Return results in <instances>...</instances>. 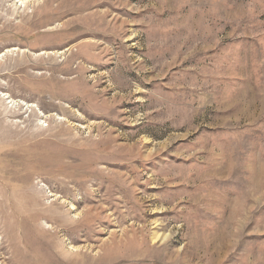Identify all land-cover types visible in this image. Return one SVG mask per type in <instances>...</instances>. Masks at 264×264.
Masks as SVG:
<instances>
[{"label":"rangeland","instance_id":"1","mask_svg":"<svg viewBox=\"0 0 264 264\" xmlns=\"http://www.w3.org/2000/svg\"><path fill=\"white\" fill-rule=\"evenodd\" d=\"M0 264H264V0H0Z\"/></svg>","mask_w":264,"mask_h":264},{"label":"bare ground","instance_id":"2","mask_svg":"<svg viewBox=\"0 0 264 264\" xmlns=\"http://www.w3.org/2000/svg\"><path fill=\"white\" fill-rule=\"evenodd\" d=\"M80 9V8H79ZM75 12H76V10H75Z\"/></svg>","mask_w":264,"mask_h":264}]
</instances>
